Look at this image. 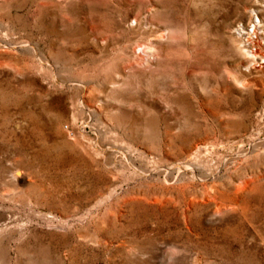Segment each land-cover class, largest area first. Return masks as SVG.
I'll return each instance as SVG.
<instances>
[{
    "label": "rangeland",
    "instance_id": "374dc122",
    "mask_svg": "<svg viewBox=\"0 0 264 264\" xmlns=\"http://www.w3.org/2000/svg\"><path fill=\"white\" fill-rule=\"evenodd\" d=\"M0 264H264V0H0Z\"/></svg>",
    "mask_w": 264,
    "mask_h": 264
},
{
    "label": "bare ground",
    "instance_id": "6f19581e",
    "mask_svg": "<svg viewBox=\"0 0 264 264\" xmlns=\"http://www.w3.org/2000/svg\"><path fill=\"white\" fill-rule=\"evenodd\" d=\"M136 45H137V44H136ZM147 48H148V47H147ZM137 49H138V48H137ZM142 50H143V49H141V51H142ZM136 51H137V50H136ZM145 51H146V50H145ZM138 52H139V50L137 51V53L135 52L136 54L134 55L135 58H136V60L140 58ZM143 52H144V50H143ZM143 52H142V53H143ZM141 56H144V55H141ZM135 58H134V59H135ZM142 58H143V57H142ZM144 58H145V57H144ZM144 58H143V60H144ZM146 58H147V57H146ZM140 59H141V58H140ZM135 62H136V61H135ZM138 62H139V61H138ZM141 62H142V61H141ZM136 63H137V62H136ZM137 64H138V63H137ZM134 65H135V64H134ZM140 66H141V65H140Z\"/></svg>",
    "mask_w": 264,
    "mask_h": 264
}]
</instances>
